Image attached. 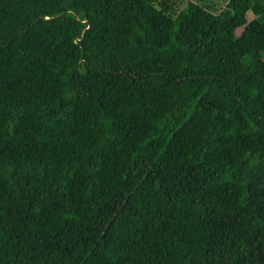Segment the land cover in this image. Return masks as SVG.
I'll return each mask as SVG.
<instances>
[{
  "label": "trees",
  "instance_id": "obj_1",
  "mask_svg": "<svg viewBox=\"0 0 264 264\" xmlns=\"http://www.w3.org/2000/svg\"><path fill=\"white\" fill-rule=\"evenodd\" d=\"M0 264H264V0H0Z\"/></svg>",
  "mask_w": 264,
  "mask_h": 264
},
{
  "label": "rangeland",
  "instance_id": "obj_2",
  "mask_svg": "<svg viewBox=\"0 0 264 264\" xmlns=\"http://www.w3.org/2000/svg\"><path fill=\"white\" fill-rule=\"evenodd\" d=\"M222 5V4H221ZM255 17V15H253L251 12H247L246 13V16H245V20L248 21L250 20L251 18ZM239 30V29H238ZM238 30L236 31V33L238 32Z\"/></svg>",
  "mask_w": 264,
  "mask_h": 264
}]
</instances>
